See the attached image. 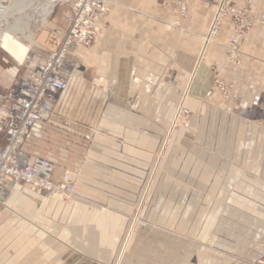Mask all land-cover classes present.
<instances>
[{
  "label": "crops",
  "instance_id": "crops-1",
  "mask_svg": "<svg viewBox=\"0 0 264 264\" xmlns=\"http://www.w3.org/2000/svg\"><path fill=\"white\" fill-rule=\"evenodd\" d=\"M186 1L189 15L183 18L174 0H112L109 28L102 31L93 49H76L86 73L70 79L52 118L38 123L24 150L45 157L36 154L39 151L33 141L38 145L52 140L65 142L63 129L71 123H82L88 124L92 133V140L91 135H85L90 140L89 170L103 167L138 172L143 170V159L155 170L159 124L169 126L174 122L181 101L197 105L198 169L215 173L212 186L216 188V203H229L208 229L214 237L209 242L213 246L210 251H215L220 261L233 260L217 254L223 250L240 251L245 259L255 261L264 253V79L261 85L252 83L246 88L250 97L241 104L228 107L217 93L214 99H208L210 65L223 67L226 62L221 49L213 46L204 53L202 46L220 0ZM245 1L254 9L264 8V0L262 6L257 4L260 0ZM255 39H251L252 44ZM258 39L263 43V59L254 56L259 61L249 75L264 77V27ZM167 76H177L181 84L175 85ZM81 92H85V110L68 116L66 112ZM224 141L228 145L225 150ZM69 165L73 171L81 166L74 162ZM58 171L57 165L56 177L60 179ZM200 186L204 189L200 195L206 199V181L200 180ZM223 193L227 198L218 200ZM7 204L5 232L12 247L0 264H77L80 255L93 259L97 249L89 237L106 235L101 223L113 217L105 209L81 204L78 198L66 201L20 185L13 187ZM203 220L206 226L205 215ZM21 236L22 245L16 244Z\"/></svg>",
  "mask_w": 264,
  "mask_h": 264
},
{
  "label": "rangeland",
  "instance_id": "rangeland-1",
  "mask_svg": "<svg viewBox=\"0 0 264 264\" xmlns=\"http://www.w3.org/2000/svg\"><path fill=\"white\" fill-rule=\"evenodd\" d=\"M174 1L180 6L182 17L187 18V1ZM47 2L48 0H0V32L16 37L20 46L28 48L27 58H22L0 42V95L5 90L7 92L15 79L25 73L28 64L37 63L55 48L56 37L64 35V13L71 0H57L48 18H45L43 9ZM261 2L262 0L257 4L262 6ZM246 3L245 0L218 1L202 45L204 53L213 46L225 53L226 62L223 67L210 65L212 82L206 96L214 99L217 93L228 107L248 99L250 92L246 88L252 86V83L255 84L253 86L261 85L264 79L262 76L249 75L250 68L255 63L258 64L259 60L255 58L263 59V43L258 39V32L264 27V8L254 9L251 4L248 6ZM111 14L112 4L110 11L100 19L94 43L90 47L80 46L76 49H93L102 31L109 28ZM251 39H255L254 44ZM76 49L71 61L78 64V68L71 78L86 73V66ZM165 78L175 85L181 84L177 76ZM84 96L85 92H81L74 99L76 103H72L73 106L66 112L68 116L85 110ZM175 96L177 98V94ZM230 129L229 127L226 131L229 133ZM90 132L88 124L71 123L61 132L65 142L52 140L53 143L38 145L33 141L35 150L39 151L36 154L40 153L53 162L58 161L56 165L61 177L69 171L75 194L72 197H62L64 200L78 198L83 205L105 209L110 213L109 216L113 215L101 223L106 235L89 237V242L94 241V249H97L95 257L90 259L80 255L77 264H215L216 259L219 264H238L235 261L264 264V253L251 261L245 259L240 251L223 250L217 254L221 257L226 255L233 260L220 261L215 251H210L213 246L209 242L214 237L209 235L208 229L212 228L216 215L224 214L229 203L224 202L225 200L222 203L224 193L220 198L217 196L221 204L216 203V188L212 186L215 173H205L198 169L200 115L197 105L189 106L181 101L176 107L174 122L169 126L159 124L155 151L159 161L155 170L150 169V162L146 159H143V170L138 172H116L103 167L89 170L86 163L90 140L85 135H91L92 140ZM32 136L33 132L29 139ZM147 141L144 140V143ZM227 147L224 141V150ZM207 148H211L210 144ZM71 161L82 167L73 171L69 165ZM200 180L207 184L206 199L200 195L204 190L200 186ZM217 190L219 193L220 189ZM7 197L0 205L1 262L8 258V250L12 247L5 232ZM17 240L16 244L22 245L23 237H18Z\"/></svg>",
  "mask_w": 264,
  "mask_h": 264
},
{
  "label": "built area",
  "instance_id": "built-area-1",
  "mask_svg": "<svg viewBox=\"0 0 264 264\" xmlns=\"http://www.w3.org/2000/svg\"><path fill=\"white\" fill-rule=\"evenodd\" d=\"M112 0H71L64 13L65 33L42 60L28 64L23 75L0 95V205L20 185L49 196L72 197L75 186L69 171L57 179V165L33 156L24 144L41 121L49 120L60 97L68 90L78 64L74 49L90 47L97 38L100 19Z\"/></svg>",
  "mask_w": 264,
  "mask_h": 264
},
{
  "label": "bare ground",
  "instance_id": "bare-ground-1",
  "mask_svg": "<svg viewBox=\"0 0 264 264\" xmlns=\"http://www.w3.org/2000/svg\"><path fill=\"white\" fill-rule=\"evenodd\" d=\"M56 2H57V0H48L47 4L44 3V5H46V6H44V9H43L45 12V14H44L45 18H48L49 14L52 11L53 7L55 6ZM0 42L4 43V45H6V46H9L10 50L16 51L20 55V57L27 58L25 56L27 55L28 48L20 46V44L16 41V37L8 35L4 32L3 33L0 32Z\"/></svg>",
  "mask_w": 264,
  "mask_h": 264
}]
</instances>
